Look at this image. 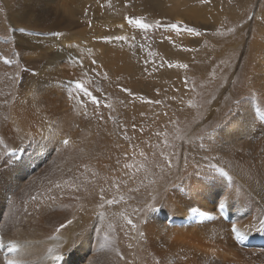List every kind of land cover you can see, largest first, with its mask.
Here are the masks:
<instances>
[{"label":"rangeland","instance_id":"obj_1","mask_svg":"<svg viewBox=\"0 0 264 264\" xmlns=\"http://www.w3.org/2000/svg\"><path fill=\"white\" fill-rule=\"evenodd\" d=\"M153 1L149 3L147 0H0V122L5 119L11 122L9 117L18 112L17 106H21L19 101L24 99L27 92V86H24V89L20 87L21 90L18 87L22 96L24 95L19 96V90L15 85L16 83L20 85V78L16 83L15 79H18L20 74L26 79L38 78L49 70L51 74L48 75L53 84L50 83V86L59 87L58 91L63 94L67 102L64 100L53 103L52 108H54L48 107L46 114L42 116L35 109H31L30 104H26V97L25 107L21 106L25 113L22 111L21 114L29 123H44L50 127L53 124V129L60 130L57 126H60L61 122L64 128L60 131L65 134H70L69 132L75 129L81 133V129L77 127L73 126L70 129V123H77L76 117L80 119L86 117L87 122H94V125L98 122L163 123L166 128L160 129L157 125L160 132H157V136L163 133L170 136L166 134L169 129L171 133L173 128L183 123L181 126L183 139L181 143L178 142L179 145L173 137L171 143L159 141V144L153 147L149 145L146 147L144 139L142 145L144 161L150 163L149 158L145 156L146 152V155L155 157L151 164L156 162L153 164L155 174L151 172L153 180L148 178L147 182L150 186H145L144 189L148 191L151 185L155 187L156 183L158 187L152 188L154 195L160 189L161 191L169 189V193L175 192L178 188L184 193L185 188L189 192L190 189L195 190L199 187L200 190L201 187L207 188L210 185L213 187L212 190L219 189L222 182L219 180L220 176L214 174L217 171L214 167L216 164L222 167L224 163L220 162L215 147L226 145L222 144L226 141L223 129L234 130L237 123H260L251 108L253 105L264 115V0ZM16 7L20 8L15 11ZM29 10L31 14L27 19ZM160 12L164 14L160 15ZM126 17L141 18L152 27L141 29L130 25ZM71 19L72 23L69 24ZM64 22L65 24L67 22V25ZM172 24H177L179 27L172 29L170 26ZM187 28L195 29L199 35L190 34ZM57 53L58 57L55 56ZM3 57L15 62L6 65L1 61ZM45 60L62 63L60 66L55 63L51 65V62L43 63ZM16 61L20 63L21 70H16ZM65 62L67 67L63 66ZM73 62L77 64L83 62L84 65L88 63L91 69H87L84 76L80 73H77V76L71 71V67L74 69L76 65ZM42 69L44 72H40ZM64 70L72 75L65 76ZM57 73L62 75L60 86L58 80H55ZM86 79L90 80L92 85H86ZM68 80L82 82L80 84L85 88L87 86L86 89L97 98L99 104L95 107L90 97L84 95L82 90L67 88ZM77 93L79 97L76 96ZM56 95L57 93L53 96ZM13 108L15 111L11 110ZM79 108H82V111ZM95 111L99 113L98 116L100 115L102 121L97 120ZM123 131L131 135V129L125 128ZM117 132L121 133L119 129ZM147 135L149 136V133ZM20 144H23V141L18 140L16 146ZM63 145L65 144L62 143ZM6 147H8L7 143H5ZM134 147L138 148L137 144ZM193 147H200V150L196 151ZM225 151L228 152L226 154H230L226 149ZM197 152H200L201 156L198 157L195 154ZM163 157L166 159L164 160ZM245 159L248 160L247 157ZM172 162H175V167L170 165ZM205 172L209 175H203L206 174ZM193 176L201 182L193 184L188 182L194 179ZM114 184H110L107 189L118 188L123 191L128 183L123 181ZM244 189L247 190L246 187ZM138 190L143 193L142 188ZM191 190L189 196H192ZM9 196L5 203L9 200ZM30 199L36 200L35 195H31ZM138 199L139 197L134 199L135 205L143 206L146 198ZM103 200L105 198L95 202ZM129 202L128 200L127 203ZM212 202L215 211L219 200ZM152 204L154 206L149 211L159 206L161 211L166 212L159 202ZM246 205L249 214L242 218L251 214V217H254L255 207L249 197ZM105 209L96 211L93 207L89 210L87 206V213L90 216L97 212L102 214ZM40 212L39 209V212L37 210V213L31 215L34 222L40 220ZM189 212L192 213L193 210ZM130 224L133 225V220ZM55 231L56 229L53 233ZM195 242L197 245L192 242L191 244L188 242V245L199 247L206 252L211 250H208L211 247L206 240ZM233 243L235 244V240ZM218 247L215 250L218 253L215 255L223 260L224 257L219 254L224 250L221 251ZM112 249L113 245L108 244L104 249L95 251L97 257L94 264H114L116 256L105 254ZM242 249L244 251L236 249L234 255L232 251H224L227 254L231 252L227 255L225 264H264V249L254 247ZM126 250L128 252L125 261L119 258L122 264L130 261L129 254H135L130 253L129 249Z\"/></svg>","mask_w":264,"mask_h":264},{"label":"bare ground","instance_id":"obj_2","mask_svg":"<svg viewBox=\"0 0 264 264\" xmlns=\"http://www.w3.org/2000/svg\"><path fill=\"white\" fill-rule=\"evenodd\" d=\"M150 1L147 0L149 3ZM171 1L175 2L176 0ZM19 8L16 7L15 11ZM30 10L28 11L27 19H29L28 15L31 14ZM153 17L155 16L153 15ZM70 21L68 22L69 24L72 23V19ZM16 23L19 22L16 21ZM65 25H67V22ZM105 51L108 52L106 49ZM52 52H50L51 56ZM58 55L57 53L55 56L58 57ZM50 62L45 60L43 63L50 64ZM56 62H51V65L55 63L60 66L62 63L60 61ZM66 62L62 65L67 67ZM31 64L34 65V63ZM73 64H76L74 69L71 67L73 74L80 73L84 76L85 71L87 72V69H91L88 63L84 65L83 62L80 64L73 62ZM15 68L16 70H21L18 61H16ZM43 69L40 72H44ZM90 72L93 75L95 74L92 71ZM48 74H51L49 70L45 74L37 76L38 78L28 79L20 74L18 79H15L16 83L20 78V85L14 84L16 89L19 87L21 90L20 87L27 86L25 97H23L24 95L22 96L18 89L20 95L17 94V96L24 98L21 102L19 101L21 106L25 107L26 102V104L31 105V109H35L36 112L44 115L48 107L54 108H52L53 103L67 100L58 91L59 87L52 86V80ZM63 74L66 76V70H64ZM69 74L67 76L72 75ZM56 75L55 80H58V86H60L62 85V75L60 74V76L59 73ZM52 79H54V76ZM86 81V85H92L90 80L86 79ZM50 83L52 84L51 86ZM55 93H57L56 97L53 96ZM77 95L79 97L78 93ZM25 98L27 100L24 102ZM17 104L15 105L17 106ZM15 105L13 104V106ZM89 105L91 106V103ZM17 107L19 109L18 112L16 111L14 116L9 117L11 122L6 121V119L0 122V234L6 242L18 243V251L10 257L17 261L18 264H55V260L60 256H64L61 264H94L97 257L94 252L104 249L108 244L113 245V249L105 252V254L116 256L114 264H122L121 261H125V256L128 252L126 249H129L130 253H135L134 255L129 254L130 261L126 264H142L140 262L145 264H225L227 255L231 253L227 254L228 250L232 252L236 249L238 251L239 249L244 250L236 241L235 244L233 243L231 224L223 222L218 216V207L220 205L227 206L230 215L235 218V226L243 234L255 236L260 233L261 220L264 218V125L258 118L257 120L260 123H237L234 130L223 129L226 141L222 142V144L226 145L215 147V151L219 153L218 158L224 165L221 167L216 164L214 168H217V171L214 174L216 175L217 173L220 176L221 172L218 169H223L224 176L229 181L224 182V179L219 177L220 182H222L218 187L219 189L212 190L213 187L211 185L207 188L201 187L200 190L199 187L198 189L195 188V190L190 189L192 196L188 195L190 190L188 192L186 188L184 193L179 188L175 192L172 191L170 193L169 189H163V191L160 189L154 195L152 194V188H157L158 183H156L155 187L151 185L148 191L144 189L145 186H150L147 181L148 178L153 177L151 172L154 173L153 164L156 162L151 164L155 157L146 155V152L145 156L149 158L148 161L150 163L144 161L142 152L143 141L144 139L146 140L145 146L153 147L155 144H159V141L171 143V139L174 137L177 144L178 142L181 143L183 139L181 126H183V123L173 128L171 133L169 129L166 134L170 136H166L164 133L157 136V132L160 133L157 125L160 129L162 127L166 128L163 123L103 124V122H98L94 125L93 121V123L91 121L90 123L89 121L87 122L86 117H83V119L76 117L77 123H70V129L73 126L74 128L77 127L79 130L81 129V133L73 129L74 131H68L70 134H65V132L60 131L64 127L58 118L55 119L60 122V126H57L60 130L57 128L53 129V124L50 127L44 123H29L21 114L23 107ZM79 109L82 111V108ZM92 109L94 108L92 107ZM11 110L15 111V108ZM31 112L33 111L31 110ZM98 114L97 120L102 121ZM125 128L131 129V135L123 131ZM118 129L121 133L117 132ZM147 133H149V136ZM64 139H68V144L62 146ZM18 140L23 141V144L16 146ZM5 143L8 145L6 148ZM135 143L138 148L134 147ZM132 147L134 148L130 150ZM16 149L23 151L20 161H13V158L5 155L7 151ZM193 149L198 151L200 147H193ZM225 149L230 154H226L228 152ZM149 151L151 152V150ZM195 154L198 157L201 156L200 152ZM246 157L248 160L245 159ZM163 159L165 160L166 158L163 157ZM170 165L176 166L175 162L170 163ZM147 167L149 168L147 169ZM203 175L208 176L209 174L203 173ZM212 176L211 178H213ZM151 179L153 180V178ZM197 180L194 177L188 182L191 184L201 182ZM123 181L128 183L123 191L118 190V188L110 189L111 191L107 189L110 184L115 185V182ZM139 188H142L143 193L138 190ZM7 195L11 197L5 203ZM31 195H35L36 200L32 201L30 199ZM136 197H139V199L143 198L142 200L146 198L144 204L142 203L143 206L135 205L134 199ZM248 197L250 202L253 203L256 213L254 217H251L252 214L246 218L239 217L238 213L240 212L244 213V215L249 214L246 205ZM104 198L105 200L103 201L95 202ZM217 199L219 203L214 211V203L212 201ZM128 200L130 201L129 203H127ZM152 202L162 204L167 213L159 208L160 217L155 214L152 215L153 209L149 211L154 206ZM87 206L89 210L93 207H95L96 211L106 209L102 214L97 212L90 216L87 213ZM39 209L41 210V218L34 222L31 219V215L34 212L37 213V210L39 212ZM189 210H193V214ZM194 212L195 214L199 212L211 213L215 215V218L212 221H203L199 224L167 225L168 220L173 218L187 219L194 215ZM130 217L134 219H128ZM165 218L167 219L165 220ZM69 220L72 221L71 224H67ZM131 220H133V225L128 222ZM61 224H67L65 228L60 229L64 230V232L55 231L53 233ZM203 239L211 247L208 248V250L211 249L208 252L200 250L199 247L188 245V242L189 244L192 242L197 245L195 241L198 242V240L202 241ZM216 247L218 249L221 248V251H227L219 254L224 257L223 260L215 255V253H218L215 251ZM49 249L53 251L50 252ZM255 249L263 248L256 247ZM211 251H213L214 256ZM0 264H5L1 252Z\"/></svg>","mask_w":264,"mask_h":264},{"label":"snow or ice","instance_id":"obj_3","mask_svg":"<svg viewBox=\"0 0 264 264\" xmlns=\"http://www.w3.org/2000/svg\"><path fill=\"white\" fill-rule=\"evenodd\" d=\"M125 19H127L128 23L130 25L136 26V27L141 28V29H148V28L152 27V25L143 22L141 18L132 19V18L126 17ZM178 27L179 26L177 24H172L171 25V28L172 29H177ZM186 30L190 34L199 35V33L195 29L187 28ZM179 66L180 67H186V65H179ZM76 87H77V89L82 90L85 95H87L88 97H90V100H91L92 103L97 104V105L99 104V101L97 100V98L95 96H92V94L84 87L83 84L77 83L76 84ZM63 143L65 145H67L68 144V140L65 139L63 141ZM218 171H220L221 174H224L223 173V169H218ZM57 187H59V185H57ZM220 207L222 208L223 205H221ZM128 222L131 223V221H128ZM71 223H72V221H70V220L67 221V224H71ZM67 224H61L60 227L58 229H56V231H60V229L65 228L67 226ZM261 230H264V220L261 221ZM232 231L233 232H238L239 230L235 227V225H233ZM0 247H3V242L2 241H0ZM9 248H10V250H13L14 251L16 249V245L14 243H10ZM49 251L51 252L53 250L52 249H49ZM5 264H18V262L15 261V260L7 259L5 261Z\"/></svg>","mask_w":264,"mask_h":264}]
</instances>
